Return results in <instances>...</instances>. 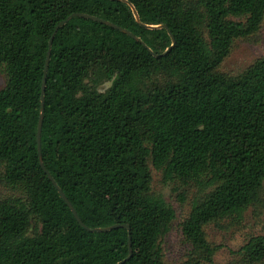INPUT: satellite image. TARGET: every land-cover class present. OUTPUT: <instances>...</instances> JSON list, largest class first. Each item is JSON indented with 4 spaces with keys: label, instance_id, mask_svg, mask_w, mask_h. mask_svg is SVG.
I'll list each match as a JSON object with an SVG mask.
<instances>
[{
    "label": "trees",
    "instance_id": "1",
    "mask_svg": "<svg viewBox=\"0 0 264 264\" xmlns=\"http://www.w3.org/2000/svg\"><path fill=\"white\" fill-rule=\"evenodd\" d=\"M74 14L103 22L75 15L53 39L41 155L83 225L37 142L49 42ZM263 28L264 0H0V264H169L176 211L152 168L195 190L178 264H213L207 227L264 210V56L222 71ZM236 254L264 264V235Z\"/></svg>",
    "mask_w": 264,
    "mask_h": 264
},
{
    "label": "rangeland",
    "instance_id": "2",
    "mask_svg": "<svg viewBox=\"0 0 264 264\" xmlns=\"http://www.w3.org/2000/svg\"><path fill=\"white\" fill-rule=\"evenodd\" d=\"M264 56V28L256 41H238L233 53L225 61L222 71L238 74L242 72L255 59ZM6 75L0 70V88L4 87ZM109 84L107 85V87ZM153 171V188L175 209L176 221L173 230L165 237L162 243L165 261L169 264H178L187 253V247L182 241L179 225L188 216L191 208V200L195 190L189 187H178L170 181L164 182L161 173ZM175 188L179 191L176 192ZM183 192L187 201L182 203L178 196ZM207 233L211 242L220 246L213 264H240L236 251L254 235H264V210L256 216L249 210L244 220L239 225L224 224L221 228L213 225L207 227Z\"/></svg>",
    "mask_w": 264,
    "mask_h": 264
},
{
    "label": "water",
    "instance_id": "3",
    "mask_svg": "<svg viewBox=\"0 0 264 264\" xmlns=\"http://www.w3.org/2000/svg\"><path fill=\"white\" fill-rule=\"evenodd\" d=\"M136 13V17H137V21L140 22V18ZM75 15H78V16H82V17H86V18H89V19H94V20H98V21H102L98 18H95V17H92V16H89V15H85V14H74V15H71L70 17H68L66 20L60 22L56 27H55V30L51 36V39H50V42H49V50H48V54H47V58H46V62H45V68H44V77H43V82H42V92H41V113H40V118H39V124H38V131H37V142H38V154H39V157H40V164H41V167L43 168L44 172L48 175L49 179L53 182V184L55 185L56 189L59 191L60 195L62 196V198L64 199V201L67 203V205L69 206V208L71 209V211L73 212L75 218L77 219V221L83 225L81 219L79 218L76 210L74 209L73 205L70 203V201L67 199V197L65 196V194L63 193V191L60 189V187L57 185V183L55 182L54 178L52 177V175L47 171V169L45 168L44 164H43V160H42V155H41V131H42V125H43V117H44V106H45V86H46V79H47V71H48V66H49V62H50V56H51V47H52V43H53V39L57 33V31L63 27L67 21L72 18L73 16ZM103 22V21H102ZM108 25L110 26H113L115 28H118L119 30L127 33L128 35H130L131 37L137 39L138 41L142 42L139 38H137L134 34H132L131 32L127 31L126 29H123L121 27H118L116 26L115 24L113 23H110V22H106ZM147 28L149 29H159V28H167L166 25L164 26H146ZM170 36H171V39L173 41L171 47H169L164 53L163 55L167 54L168 52L171 51V49L174 47V45L176 44V40H175V37L173 35V33L168 30ZM153 53V52H152ZM156 56V55H155ZM125 225H113V226H110L108 228H97V229H94L93 231H108L110 229H113V228H119V227H124ZM127 228L129 229V234H130V227L127 226ZM129 245H131V236H129ZM132 255V250H130V256L128 257V259H130ZM118 264H121V263H118Z\"/></svg>",
    "mask_w": 264,
    "mask_h": 264
}]
</instances>
